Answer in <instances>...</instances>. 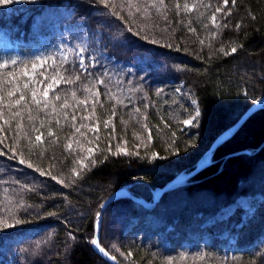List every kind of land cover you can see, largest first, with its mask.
<instances>
[{
	"label": "trees",
	"instance_id": "trees-1",
	"mask_svg": "<svg viewBox=\"0 0 264 264\" xmlns=\"http://www.w3.org/2000/svg\"><path fill=\"white\" fill-rule=\"evenodd\" d=\"M0 29L17 47L0 46V264H111L92 243L104 201L152 200L264 96V0H14ZM101 245L264 264V107L152 208L111 203Z\"/></svg>",
	"mask_w": 264,
	"mask_h": 264
},
{
	"label": "water",
	"instance_id": "water-1",
	"mask_svg": "<svg viewBox=\"0 0 264 264\" xmlns=\"http://www.w3.org/2000/svg\"><path fill=\"white\" fill-rule=\"evenodd\" d=\"M264 107V96L259 98L256 102H254L241 116V118L233 124L231 127L226 129L224 132H222L220 135L216 137V139L212 142L209 149L206 150V152L202 155V157L197 162L195 168L188 174H179L175 178H173L171 181L167 182L162 187H157L155 190H153V201H148L144 198L137 197L132 195L127 189L123 188L115 193H113L110 197H108L101 207V212L99 214L97 224H96V238L95 241L97 243L94 244V248L97 252H99L103 257L106 258L111 264H121L113 255H111L107 250H105L101 244H100V237H101V229H102V221H103V213L106 210V208L114 201L120 199V198H132L133 200L143 204L144 206H155L161 196L167 192L168 190L179 187L183 184H185L188 180L193 178L195 175H197L200 171L205 169L207 166H209L212 163V157L214 151L225 141L230 139L237 130L248 120L249 117H251L255 112L262 109ZM247 152V151H246Z\"/></svg>",
	"mask_w": 264,
	"mask_h": 264
},
{
	"label": "rangeland",
	"instance_id": "rangeland-1",
	"mask_svg": "<svg viewBox=\"0 0 264 264\" xmlns=\"http://www.w3.org/2000/svg\"><path fill=\"white\" fill-rule=\"evenodd\" d=\"M0 43L3 44L6 48H10L11 47V44L8 43L7 40H6V35H4L1 32H0ZM54 59L55 58H47L46 56H40L37 59L31 60V62H30L31 64L30 63H26L28 65L25 66V69H24L26 71L25 74H28V75H30L32 77L35 76L40 69L42 70L44 67H51L50 64L53 63ZM1 62L2 63L0 65H6L5 61H1ZM33 65H35V68H33ZM185 173H188V172H185ZM241 202L243 204H245V206H247L246 202L244 200H242ZM226 232L227 231H224V233H226ZM236 257H238V256H236ZM229 258H231V256ZM216 260H217L216 262H218V259H216ZM238 262H240V264H254V262L253 263L252 262H242L241 258L240 259L236 258L233 261H229L230 264H239ZM218 263L220 264V262H218Z\"/></svg>",
	"mask_w": 264,
	"mask_h": 264
},
{
	"label": "snow or ice",
	"instance_id": "snow-or-ice-1",
	"mask_svg": "<svg viewBox=\"0 0 264 264\" xmlns=\"http://www.w3.org/2000/svg\"><path fill=\"white\" fill-rule=\"evenodd\" d=\"M14 2V0H0V5H6V4H11V3H13ZM225 3H227V0H225ZM219 10V9H218ZM214 19V18H213ZM233 51H235V49H233ZM13 63H15V62H13ZM0 67H6V65H0ZM33 68H35V65H33ZM11 75V74H10ZM25 87H27V85H25ZM52 87V85H48V87L47 88H45V91H44V95L45 96H47V94H48V90H49V88H51ZM9 95L11 96L12 95V93H9ZM35 96H36V93L35 92H33V99L35 100ZM24 99V96L23 95H21L20 96V100H18V101H16V103L17 104H19L20 103V101L21 100H23ZM36 103L37 104H39L40 103V101H38V100H36ZM197 115H198V113H197ZM73 118H75V117H73ZM184 123H190V121H184ZM77 131H79V129H77ZM36 139L37 140H40V137L39 136H37L36 137ZM43 174V173H42ZM92 243L93 244H95V243H97V241H92Z\"/></svg>",
	"mask_w": 264,
	"mask_h": 264
},
{
	"label": "bare ground",
	"instance_id": "bare-ground-1",
	"mask_svg": "<svg viewBox=\"0 0 264 264\" xmlns=\"http://www.w3.org/2000/svg\"><path fill=\"white\" fill-rule=\"evenodd\" d=\"M60 101V100H59ZM206 152V151H205ZM204 152V153H205ZM197 164V163H196ZM196 166V165H195ZM192 171V170H191ZM190 171V172H191ZM190 172H188V173H190ZM188 173H185V172H182V173H180V174H188ZM196 176V175H195ZM192 179V178H191ZM171 181V180H170ZM162 187V186H161ZM173 189V188H172ZM171 190V189H170ZM145 199V198H144ZM146 200H148V199H146ZM148 201H153V198H152V200H148ZM160 201V200H159ZM113 203V202H112ZM158 204V203H157ZM143 205V204H142ZM144 206V205H143ZM146 208H152L153 206L152 205H149V206H145ZM96 238V237H95ZM100 244H101V237H100ZM102 246V245H101ZM93 247H94V244H93ZM103 247V246H102ZM104 248V247H103ZM95 249V248H94ZM105 249V248H104ZM106 250V249H105ZM108 251V250H107ZM109 252V251H108ZM99 253V252H98ZM110 253V252H109ZM100 254V253H99ZM111 254V253H110ZM101 255V254H100ZM112 255V254H111ZM102 256V255H101ZM114 256V255H113ZM115 257V256H114ZM105 258V257H104ZM116 258V257H115ZM106 259V258H105ZM117 259V258H116ZM118 260V259H117Z\"/></svg>",
	"mask_w": 264,
	"mask_h": 264
}]
</instances>
